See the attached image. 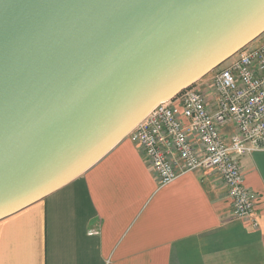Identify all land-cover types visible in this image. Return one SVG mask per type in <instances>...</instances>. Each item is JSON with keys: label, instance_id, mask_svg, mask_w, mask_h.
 <instances>
[{"label": "water", "instance_id": "95a60500", "mask_svg": "<svg viewBox=\"0 0 264 264\" xmlns=\"http://www.w3.org/2000/svg\"><path fill=\"white\" fill-rule=\"evenodd\" d=\"M263 34L264 0H0V221Z\"/></svg>", "mask_w": 264, "mask_h": 264}, {"label": "crops", "instance_id": "0c3cea01", "mask_svg": "<svg viewBox=\"0 0 264 264\" xmlns=\"http://www.w3.org/2000/svg\"><path fill=\"white\" fill-rule=\"evenodd\" d=\"M240 169L258 227L235 219L220 177L159 186L129 139L44 200L0 221V264H264V149Z\"/></svg>", "mask_w": 264, "mask_h": 264}, {"label": "built area", "instance_id": "2783aa9c", "mask_svg": "<svg viewBox=\"0 0 264 264\" xmlns=\"http://www.w3.org/2000/svg\"><path fill=\"white\" fill-rule=\"evenodd\" d=\"M153 169L159 186L196 170H213L231 201V215L254 229L255 196L240 160L264 149V38L191 87L156 106L127 136Z\"/></svg>", "mask_w": 264, "mask_h": 264}, {"label": "rangeland", "instance_id": "374dc122", "mask_svg": "<svg viewBox=\"0 0 264 264\" xmlns=\"http://www.w3.org/2000/svg\"><path fill=\"white\" fill-rule=\"evenodd\" d=\"M264 38V34L257 39L254 43H252L251 45H249V48H252L253 46H256L257 44H259L261 42V40ZM220 68V67H219ZM211 74H209L208 76H206L205 78H203L202 80H200L197 84H195L193 87L199 88L201 89V87H203V85L209 80Z\"/></svg>", "mask_w": 264, "mask_h": 264}]
</instances>
